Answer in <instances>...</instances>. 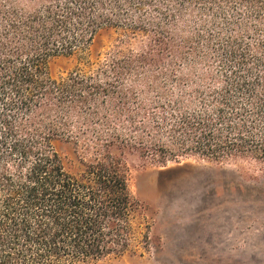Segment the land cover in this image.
<instances>
[{
  "label": "trees",
  "instance_id": "16d2710c",
  "mask_svg": "<svg viewBox=\"0 0 264 264\" xmlns=\"http://www.w3.org/2000/svg\"><path fill=\"white\" fill-rule=\"evenodd\" d=\"M103 31L119 43L91 57ZM133 153L264 174V0H0V264L127 253L142 211Z\"/></svg>",
  "mask_w": 264,
  "mask_h": 264
},
{
  "label": "rangeland",
  "instance_id": "374dc122",
  "mask_svg": "<svg viewBox=\"0 0 264 264\" xmlns=\"http://www.w3.org/2000/svg\"><path fill=\"white\" fill-rule=\"evenodd\" d=\"M119 43L115 31L98 34L91 57ZM79 64L76 56L50 64L53 78ZM65 169L82 170L70 143L57 142ZM128 187L140 202L136 237L122 256L95 264H264V174L247 161L215 163L196 157L149 163L127 157Z\"/></svg>",
  "mask_w": 264,
  "mask_h": 264
}]
</instances>
